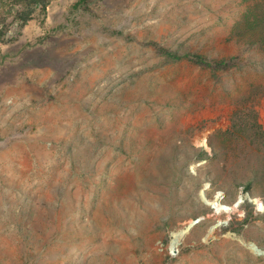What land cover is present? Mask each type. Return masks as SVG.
I'll use <instances>...</instances> for the list:
<instances>
[{
	"label": "rangeland",
	"instance_id": "rangeland-1",
	"mask_svg": "<svg viewBox=\"0 0 264 264\" xmlns=\"http://www.w3.org/2000/svg\"><path fill=\"white\" fill-rule=\"evenodd\" d=\"M253 26L264 0H52L13 28L0 264H264Z\"/></svg>",
	"mask_w": 264,
	"mask_h": 264
},
{
	"label": "trees",
	"instance_id": "trees-1",
	"mask_svg": "<svg viewBox=\"0 0 264 264\" xmlns=\"http://www.w3.org/2000/svg\"><path fill=\"white\" fill-rule=\"evenodd\" d=\"M52 0H0V45L3 44L13 28L21 29L35 16H46L47 8ZM14 22H17L14 27ZM249 35L254 39H235L239 46L241 43L248 45L247 50L255 48L260 53L257 60H261L264 70V30L253 26L248 29ZM243 52H246L245 50ZM170 57H176L173 53H167ZM262 56V57H260ZM251 58V56H249ZM262 58V59H261ZM224 62V61H223Z\"/></svg>",
	"mask_w": 264,
	"mask_h": 264
},
{
	"label": "water",
	"instance_id": "water-1",
	"mask_svg": "<svg viewBox=\"0 0 264 264\" xmlns=\"http://www.w3.org/2000/svg\"><path fill=\"white\" fill-rule=\"evenodd\" d=\"M198 222V220L194 221L193 223H190L189 225H187V228L185 230H181L179 233L182 234V237L188 232L191 230V228L193 227V225H195L196 223ZM181 242L180 241H177V243L179 244ZM177 247V244H174L173 245V250H175V248Z\"/></svg>",
	"mask_w": 264,
	"mask_h": 264
},
{
	"label": "bare ground",
	"instance_id": "bare-ground-1",
	"mask_svg": "<svg viewBox=\"0 0 264 264\" xmlns=\"http://www.w3.org/2000/svg\"><path fill=\"white\" fill-rule=\"evenodd\" d=\"M216 208H217L218 210H220V207H219V206H217ZM181 235H182V234L179 233V232L173 233L172 248H173V245H174V244H177V245H178L177 241L180 240Z\"/></svg>",
	"mask_w": 264,
	"mask_h": 264
}]
</instances>
